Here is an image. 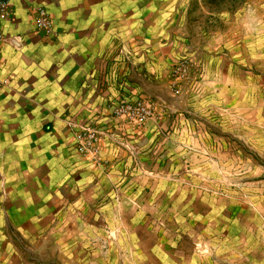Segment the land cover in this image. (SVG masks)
Instances as JSON below:
<instances>
[{"label":"rangeland","instance_id":"374dc122","mask_svg":"<svg viewBox=\"0 0 264 264\" xmlns=\"http://www.w3.org/2000/svg\"><path fill=\"white\" fill-rule=\"evenodd\" d=\"M171 20L139 78L151 139L114 138L124 171L0 156V264H264V0H173ZM109 118L77 155L146 125Z\"/></svg>","mask_w":264,"mask_h":264},{"label":"crops","instance_id":"0c3cea01","mask_svg":"<svg viewBox=\"0 0 264 264\" xmlns=\"http://www.w3.org/2000/svg\"><path fill=\"white\" fill-rule=\"evenodd\" d=\"M10 2L0 44V156L51 153L74 167L124 171L134 162L115 139L131 137L138 151L151 139V121L142 131L128 130L131 136L104 135L99 162L77 155L76 136L92 123L115 131L108 126L110 103L145 98L141 72L151 76V57H172L173 0ZM38 7L51 17L52 35L37 28ZM45 139L51 141L47 148Z\"/></svg>","mask_w":264,"mask_h":264},{"label":"built area","instance_id":"2783aa9c","mask_svg":"<svg viewBox=\"0 0 264 264\" xmlns=\"http://www.w3.org/2000/svg\"><path fill=\"white\" fill-rule=\"evenodd\" d=\"M10 6V0H0V44L3 41L4 22L10 16ZM35 13L37 28L47 35H52L54 30L48 12L42 8H38ZM108 110L116 120L138 126L145 125L152 116L151 105L142 100L133 101L122 99L113 101L110 103ZM72 127L76 128L79 126L72 125ZM102 136L103 133L91 124L81 127L76 136L78 149L83 152L96 154V145Z\"/></svg>","mask_w":264,"mask_h":264}]
</instances>
